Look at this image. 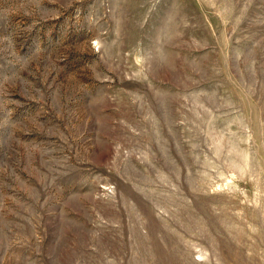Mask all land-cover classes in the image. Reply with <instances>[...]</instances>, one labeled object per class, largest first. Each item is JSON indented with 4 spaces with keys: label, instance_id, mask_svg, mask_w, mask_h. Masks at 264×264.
I'll return each instance as SVG.
<instances>
[{
    "label": "rangeland",
    "instance_id": "obj_1",
    "mask_svg": "<svg viewBox=\"0 0 264 264\" xmlns=\"http://www.w3.org/2000/svg\"><path fill=\"white\" fill-rule=\"evenodd\" d=\"M0 264H264V0H0Z\"/></svg>",
    "mask_w": 264,
    "mask_h": 264
}]
</instances>
